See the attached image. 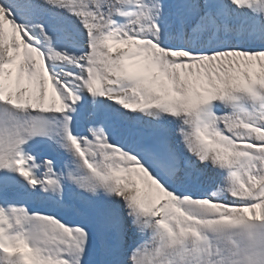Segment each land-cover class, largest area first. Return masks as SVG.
<instances>
[{
  "label": "snow or ice",
  "instance_id": "obj_1",
  "mask_svg": "<svg viewBox=\"0 0 264 264\" xmlns=\"http://www.w3.org/2000/svg\"><path fill=\"white\" fill-rule=\"evenodd\" d=\"M0 264H264V0H0Z\"/></svg>",
  "mask_w": 264,
  "mask_h": 264
}]
</instances>
